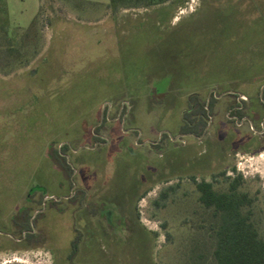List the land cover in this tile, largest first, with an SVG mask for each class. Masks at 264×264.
Masks as SVG:
<instances>
[{
  "label": "rangeland",
  "instance_id": "374dc122",
  "mask_svg": "<svg viewBox=\"0 0 264 264\" xmlns=\"http://www.w3.org/2000/svg\"><path fill=\"white\" fill-rule=\"evenodd\" d=\"M44 2L0 0L9 32L18 38ZM105 4L54 0L52 27L43 11L39 39L29 47L38 54L27 66L0 69V217L7 223L5 230L0 226V264H71L67 255L77 231L72 264H194L199 252L191 248L201 236L193 229L200 217L191 174L210 180L223 169L231 176L235 166L245 188L264 196V128L255 131V142L251 127L226 120L228 98L214 107L210 126L219 128L218 136L209 130L208 137L158 140L163 130L182 125L185 98L194 93L243 92L250 111L264 114L257 105L264 86V0ZM129 126L137 132L126 133ZM97 127L102 139L93 135ZM155 140L160 148L151 145ZM51 141L73 148L66 151L71 195L61 197L62 175L46 158ZM178 181L174 198L185 193L183 201L158 208L159 190ZM32 188L37 194L24 201ZM77 189L84 194L67 201ZM40 192L44 200L52 194L63 201L37 220L32 231L40 239L27 246L6 216L23 204L35 216Z\"/></svg>",
  "mask_w": 264,
  "mask_h": 264
},
{
  "label": "trees",
  "instance_id": "16d2710c",
  "mask_svg": "<svg viewBox=\"0 0 264 264\" xmlns=\"http://www.w3.org/2000/svg\"><path fill=\"white\" fill-rule=\"evenodd\" d=\"M53 1L45 0L40 5L39 11L18 38L9 32L6 6L3 9L0 8V69L4 73L27 66L38 54V49L36 48H33L29 54V47L36 44L39 39L38 24L43 11L46 15V25L52 27V19L48 11ZM152 1L110 0L108 6L116 8L120 5L126 6L140 2L150 3ZM199 82L204 84L209 81ZM261 89L262 98L261 100L257 98V100L260 102V108L264 109V86ZM213 100L215 98L212 96L208 104L209 108L212 107ZM185 101H187V104L183 109V115L191 122H195L194 126H205L206 121L202 118V115H206L205 99L192 94L187 96ZM192 116L199 117V119L194 120ZM182 123L183 126H190L189 122L184 119ZM95 130H99V127ZM188 130L194 131L195 129L188 127ZM155 147L160 148L159 145ZM68 150L73 151V148L65 141L60 147L55 145V141L49 142L47 146L46 158L52 161L59 169L62 175L59 183L64 184L66 187L65 193L61 197L65 196V194L70 195L74 186L73 166L67 157L66 151ZM226 173L225 169L213 173L210 180L205 178L198 180L192 174L189 176L196 192L195 198L192 199V204L195 205L194 212L199 213L200 217L199 225L196 228L192 227L196 231L199 230L201 236V241L191 248L192 253L199 252L198 261H195L194 264H264V196L260 197L259 190L251 193L245 188L243 174L235 166H232L231 176ZM179 187V181L162 187L157 197L153 200L154 204L158 208H164L169 203L168 201L170 203L183 201L182 197L186 196L185 193L179 197V200L174 198ZM37 188L40 189L41 187L38 186ZM148 189L145 188L142 193L137 194L136 199L144 197ZM36 191L34 188L26 191L24 201L28 202L33 194H37ZM38 194L40 195L39 203L42 208L35 210L39 211L34 217L33 210L28 204L21 205L15 212H11L10 216L9 214L6 216V219L11 222L12 227L16 231L20 234L24 233V240L28 243L27 246H30L32 241L40 239V234L32 231L37 220L44 216L47 208H51L50 205L55 207L63 201V198L55 197L52 194H50L51 197L49 199L44 200L46 193L40 192ZM83 194L82 190L77 189L67 201H75L78 196ZM4 217L5 215L0 217L2 230H5L4 226H7ZM80 241L81 233L77 231L70 242V250L67 255V259L71 264L78 252Z\"/></svg>",
  "mask_w": 264,
  "mask_h": 264
},
{
  "label": "flooded vegetation",
  "instance_id": "af4514ba",
  "mask_svg": "<svg viewBox=\"0 0 264 264\" xmlns=\"http://www.w3.org/2000/svg\"><path fill=\"white\" fill-rule=\"evenodd\" d=\"M194 94H196L198 96L200 95V93H194ZM212 96L215 98V100L212 101L213 102L212 103V107H211L212 109H210L208 107V104H209ZM227 98L229 99V102H228V105H227V113L225 115L226 116V120L233 121L236 127H241L242 128V127H245V126H249V128L251 127L254 130V132L259 127H260V131L264 128V114L263 115H259L261 110L259 112H257L256 110H254V111L252 110V112L250 111V108H249L250 102L246 101L245 93L228 90V91H225V92H221V93H219L217 95V92L209 91L206 94V97L204 98V99L208 100L207 101V111H208V113L205 116L202 115V118L206 121V125L205 126H194L195 122H191L190 120H188V118H186L183 115L182 116V120L184 119V120L188 121L189 124H190V127H192L195 130L194 131H192V130L184 131L183 130V131H181L180 133H177V134H171L169 131L163 130L161 132L162 137L160 135L158 140L160 141V139H162L164 136L165 137L168 136L169 139H171L172 142H173V138L174 137H178V136L189 138V137H200V136L204 135L205 132H206L207 127L211 125V122H212V120L214 119V117L216 115V112H215L216 109H214V107L219 105V104H221V103H223V102H225V100ZM231 98H235L236 101L230 100ZM257 105H258V107H260V102L257 101ZM255 113H257L260 116V118H261L260 122L257 121ZM124 114H125V111L122 112V110L120 108L118 110L117 116H118V118L122 119ZM192 118H194V120L199 119V117H195V116H192ZM114 119H116V118H114ZM255 122L257 123V125H254ZM101 124H102V122H101ZM101 124L99 123L96 126H101ZM181 126H183V123H182ZM197 129L200 130V131H198ZM123 130L126 131V133H128L129 130H131V129L123 127ZM95 131L96 130L93 131V135L98 136ZM131 131L137 132V130H134V129L131 130ZM98 139H102V138L100 136H98ZM158 140L150 142L151 145H157L159 143ZM254 140H255V142H257V140H258V135L256 134V132H255V135H254ZM65 142H67V141H65ZM97 142H99V141H96V143ZM136 142H137V144L138 143L139 144L142 143V142H139L138 140ZM99 143H101V142H99ZM67 157H68V155H67ZM47 197L50 198L51 196L49 195Z\"/></svg>",
  "mask_w": 264,
  "mask_h": 264
},
{
  "label": "crops",
  "instance_id": "0c3cea01",
  "mask_svg": "<svg viewBox=\"0 0 264 264\" xmlns=\"http://www.w3.org/2000/svg\"><path fill=\"white\" fill-rule=\"evenodd\" d=\"M67 1H70V2H73V3H84V4H105V3H101V2H98V1H93V0H67ZM106 6H108V4H105ZM120 29V28H119ZM121 30V29H120ZM125 127V126H124ZM188 127H190V126H176L174 129H171V130H167V131H169L171 134H177V133H180L181 131H186V130H188ZM222 127V126H221ZM128 128H130L131 130H138L136 127H131V126H129ZM223 128H225V129H235V128H231L230 126L228 127V126H224ZM238 128H241V127H238ZM243 128V127H242ZM218 129L219 128H217V130L216 131H214L213 129H212V126H208L207 127V129H206V132H205V134L204 135H202V136H204V137H208L207 135H209L208 133H209V130H212L213 132H214V135H213V137H216V136H218L219 135V131H218ZM198 130V129H197ZM198 131H200V130H198ZM142 132V131H141ZM218 132V133H217ZM189 138H194V137H189ZM249 141H251L250 140V138H249ZM169 143H173L172 142V140L171 139H169ZM157 145H159L160 147H161V145L158 143ZM154 146H156V145H154ZM229 146H230V144H229ZM231 147V146H230ZM233 148H236V149H234L235 150V152H243V153H249V152H254V150H252V148H237V147H233ZM233 148H232V150H233ZM233 150V151H234ZM150 185V184H149ZM149 185H146V186H149ZM145 187V186H144ZM148 188V187H147ZM140 193H142V192H139V194Z\"/></svg>",
  "mask_w": 264,
  "mask_h": 264
},
{
  "label": "built area",
  "instance_id": "2783aa9c",
  "mask_svg": "<svg viewBox=\"0 0 264 264\" xmlns=\"http://www.w3.org/2000/svg\"><path fill=\"white\" fill-rule=\"evenodd\" d=\"M238 171H240V170L238 169Z\"/></svg>",
  "mask_w": 264,
  "mask_h": 264
}]
</instances>
